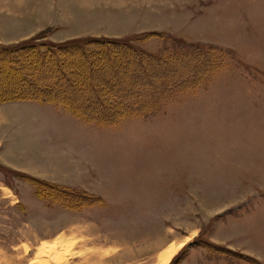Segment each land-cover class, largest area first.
Here are the masks:
<instances>
[{
	"label": "rangeland",
	"instance_id": "374dc122",
	"mask_svg": "<svg viewBox=\"0 0 264 264\" xmlns=\"http://www.w3.org/2000/svg\"><path fill=\"white\" fill-rule=\"evenodd\" d=\"M0 98V264H264V0H0Z\"/></svg>",
	"mask_w": 264,
	"mask_h": 264
},
{
	"label": "bare ground",
	"instance_id": "6f19581e",
	"mask_svg": "<svg viewBox=\"0 0 264 264\" xmlns=\"http://www.w3.org/2000/svg\"><path fill=\"white\" fill-rule=\"evenodd\" d=\"M184 246V244L180 245L178 247V251L180 249H182ZM175 249L174 248H170L169 250H167L166 252H164L159 258H158V263L157 264H169L170 261L173 258V254H174ZM46 253V252H45ZM48 256V255H47ZM56 259L57 262H63V255H59L58 257L54 258V260ZM45 262V261H44ZM49 262V261H48ZM48 262H45L44 264H48ZM66 262V261H64Z\"/></svg>",
	"mask_w": 264,
	"mask_h": 264
},
{
	"label": "trees",
	"instance_id": "16d2710c",
	"mask_svg": "<svg viewBox=\"0 0 264 264\" xmlns=\"http://www.w3.org/2000/svg\"><path fill=\"white\" fill-rule=\"evenodd\" d=\"M95 42V41H94ZM106 44L108 43V42H106V41H104ZM100 43H102V42H100ZM13 52L12 50H10V49H7V52ZM11 97H13V96H11V95H9V96H5V97H3V99H7V98H11ZM0 99H2V98H0ZM83 108L85 109L86 107H85V105L84 106H82L81 107V109L83 110Z\"/></svg>",
	"mask_w": 264,
	"mask_h": 264
}]
</instances>
